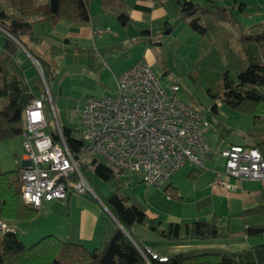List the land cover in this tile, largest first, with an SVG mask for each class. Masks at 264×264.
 <instances>
[{
	"label": "rangeland",
	"instance_id": "1",
	"mask_svg": "<svg viewBox=\"0 0 264 264\" xmlns=\"http://www.w3.org/2000/svg\"><path fill=\"white\" fill-rule=\"evenodd\" d=\"M210 1L197 0L205 7L210 6ZM240 2L244 3L242 8L239 7ZM214 3L230 8L234 18L240 23L238 29L246 33H251L250 30L264 24V0H214ZM111 13L112 20L104 21L102 26L105 30L99 34V40L108 47L99 51L91 45L75 50H53L47 55L51 73L46 78L42 77L35 66L24 65L32 92L38 95L45 90L44 78L53 97L56 118L51 109L45 106L48 128L55 127L57 119L61 127H70L73 133L81 138L82 126L76 106H81L85 96H112L115 93V81L110 70L116 72L122 69L128 60L141 59L149 65L167 91L170 83L177 82L180 88L176 97L208 119L205 137L213 149L218 151L231 143L246 144L257 139L247 134V129L253 124V116L250 113L233 109L224 102L217 105L216 111L213 110L212 99L207 95L205 85L191 77L190 72L197 61V40L200 33L189 25L184 18L185 13L176 9L170 20L172 27L160 24L150 37L141 35V29L135 21L123 24L122 19L113 16L116 15V10H111ZM200 20H203L202 16ZM221 23L228 25L226 22ZM257 30L260 31L261 28ZM252 34L258 32L254 31ZM218 101L219 99L215 101L216 104ZM21 140L22 136L19 134L0 141V165L4 170L17 169L15 158L22 152ZM94 157L103 162L100 155H95L86 157L80 165L94 192L79 194L68 190L72 207L70 217L76 208L82 205L81 198L99 202L103 206L102 201L116 192L129 196L128 202L134 203L146 213L147 220L144 223H135L131 232L141 246L147 244L146 246L149 245L158 253L172 255L204 246L240 249L264 243V230L247 234L244 229L249 223L264 225V207L255 213L237 215L244 208L264 205V179L247 180L222 175L233 187L213 186L210 185L213 165L210 160H204L205 164L203 168H199L196 176H188L193 165L187 161L167 181L157 185L143 181L139 172L122 171L115 173L112 179L104 180L92 168L91 160ZM217 165L219 170L222 163ZM194 173H197V170H194ZM168 183L178 188L179 198L171 197L170 192L164 190ZM68 196L59 199L62 202L52 208L48 207V202L44 203L33 218L20 220L22 229L17 232L20 240L29 245L41 236L50 234L52 230L65 227L69 221L66 214ZM213 212L217 215L216 222L220 234L206 239H190L188 242H197L199 245L176 247L173 246L175 240L157 233V230L166 229L170 222L183 224L195 219L211 220ZM151 225L155 226L156 230Z\"/></svg>",
	"mask_w": 264,
	"mask_h": 264
},
{
	"label": "trees",
	"instance_id": "2",
	"mask_svg": "<svg viewBox=\"0 0 264 264\" xmlns=\"http://www.w3.org/2000/svg\"><path fill=\"white\" fill-rule=\"evenodd\" d=\"M89 1L0 0V26L13 36L7 37L0 52V141L21 134L25 123L24 108L35 96L27 84L22 67L14 58L20 44L26 47L22 36L31 33L33 21L56 22L61 18L88 21ZM101 2L117 10L118 17H125L127 0ZM179 3L180 10L185 13L184 18L200 33L197 61L190 72L191 77L205 85L206 93L212 99L213 110L216 111L215 101L219 99L229 107L253 116V124L247 129V134L257 139L243 145L256 146L264 157V24L246 33L238 29L240 23L230 8L224 5L212 2L205 7L191 0ZM243 6L244 3L240 2L239 7ZM190 10L194 12L187 15L186 12ZM32 14L36 17L31 19ZM200 16L203 20H200ZM259 28L260 31L257 30ZM254 31L258 34L253 35ZM31 54L38 60L46 78L51 73L48 62ZM61 129L69 149L77 154L82 139L70 127L63 126ZM91 163L94 172L104 180L114 177L115 173L105 163L96 158H92ZM193 171L188 175L192 176ZM20 184L18 168H0V217L5 220L31 219L37 214L38 208L22 200ZM164 190L169 191L171 197H180L178 190L170 183L166 184ZM128 200L129 196L114 192L102 201L122 227L115 228L109 238L98 246L88 249L80 242L63 240L51 233L26 245L14 230L6 231L0 236V264H264V243L240 249L193 247L167 255L166 260L150 258L149 263L140 251L145 248L131 232L133 224L144 223L147 215ZM263 207L246 208L242 214L255 213L263 210ZM216 220L214 215L211 220H191L183 224L170 222L166 229L157 230V233L175 241L216 237L220 234ZM151 227L156 230L155 226Z\"/></svg>",
	"mask_w": 264,
	"mask_h": 264
},
{
	"label": "built area",
	"instance_id": "3",
	"mask_svg": "<svg viewBox=\"0 0 264 264\" xmlns=\"http://www.w3.org/2000/svg\"><path fill=\"white\" fill-rule=\"evenodd\" d=\"M37 69L44 77L38 63ZM43 80L45 90L33 96L24 108L22 152L15 159L21 198L35 208L45 201L64 199L68 190L93 193L80 169L88 156L100 155L114 173L139 172L143 181L157 185L187 161L203 168L204 160L213 153L205 137L208 119L176 97L180 88L177 82L170 83L167 91L142 60L115 77L114 95L85 96L81 106H76L82 126L77 154L69 149L57 119L55 127L48 128L45 106L56 115L53 97ZM217 154L223 162L215 170L212 185L232 188L222 175L264 178V157L256 146L228 144ZM12 230L0 217V235ZM144 248L140 251L149 263L150 258L167 259V255Z\"/></svg>",
	"mask_w": 264,
	"mask_h": 264
},
{
	"label": "crops",
	"instance_id": "4",
	"mask_svg": "<svg viewBox=\"0 0 264 264\" xmlns=\"http://www.w3.org/2000/svg\"><path fill=\"white\" fill-rule=\"evenodd\" d=\"M45 1L46 0H35V2H45ZM191 1L198 3L197 0H191ZM211 1L214 2V0ZM211 1L210 3H212ZM179 2L181 1L180 0H127V4L125 8V17H118L117 10H116V15L114 14L113 16L115 17L117 16L119 19H122L123 24L128 23L130 21H135L139 25L138 28L141 29V35L150 37L153 34L152 32L155 30V28H159L160 24H164L170 28L172 27L170 22L172 13H175L176 9L181 11ZM113 9L114 8L112 7L104 5L101 2V0H90L88 3V11H89L88 21H71V20H66L64 18H61L56 22H51L49 20L33 21L31 33L24 34L22 36V39L25 42L26 47L23 44H20V48L16 50L14 54L15 61L22 67L25 75L24 65H31L37 68L38 60L31 54V52L36 56L49 62L48 60L49 56L47 55L49 52L53 50L65 51L68 48H72L75 50L77 48H82L85 45L86 46L91 45L92 47H94L96 51H99L101 48L108 47L106 46V44H104L99 40L100 37L99 34L103 33L105 30L103 27L104 21L112 20L113 17L111 10ZM102 15H104V17ZM39 16L40 15H37V17ZM33 17H36V15L35 14L30 15L31 19ZM100 28L103 29V31L101 32L98 31V29ZM7 37H13V36L0 26V52L3 51V45ZM137 61H141V59L128 60V62H126L123 68L116 72L110 70L114 81H115V77L120 72L127 69L129 66H131L133 63ZM25 79H26V75H25ZM27 84L29 86L28 81ZM29 88L32 92L30 86ZM212 150H213L212 155H210V157L205 160H210L213 165L212 166L213 169L212 178H213L215 170L219 168L217 164L219 162L222 163L223 158L217 154V150L213 148ZM0 167L2 170H4V168L1 165ZM191 170H197V173H193L191 177H194L199 173L198 171L199 168L196 169V167L194 166L189 170V172ZM247 180H261V179H247ZM175 188L178 190L177 187ZM69 199L70 197L68 196V201H67L68 207L66 212L68 216L71 213V209H72L71 201H69ZM80 200L82 202L81 203L82 205L79 206V208H76V211L73 212L72 217L69 216V221L67 222V225L65 227H62L60 230H52L51 233H53L54 235H56L57 237L63 240L80 242L86 248L92 249L98 246L101 242L107 240L109 236L112 234V232L115 230V228H117L118 226L120 227L122 226L111 215V213L108 212L107 208L104 205L102 206L99 202L97 203L91 202L84 198H81ZM47 202L49 204L48 207L52 208V206H56L57 203H61L62 201L53 199V201L52 200L45 201L44 203ZM259 205H263V204H259ZM247 208H251V207H247ZM243 210L240 213H237V215H245L242 214ZM214 215L217 217L215 212H213V217ZM6 220L8 225L16 233L20 231V229H22L21 227L22 223L20 222V220L18 219H6ZM195 220H201V219H195ZM247 225L260 227V224H254V223H249ZM261 226L264 227V225ZM246 227L244 228L245 232H246ZM132 228L133 226L131 227V229ZM189 240L190 239L176 241L173 244V246L188 247L194 244L199 245V243L197 242L188 243ZM146 245L144 244L143 247L151 248L149 245L148 246ZM151 249L156 251L153 248ZM156 252L158 253V251ZM159 254L168 255L166 253H159Z\"/></svg>",
	"mask_w": 264,
	"mask_h": 264
},
{
	"label": "water",
	"instance_id": "5",
	"mask_svg": "<svg viewBox=\"0 0 264 264\" xmlns=\"http://www.w3.org/2000/svg\"><path fill=\"white\" fill-rule=\"evenodd\" d=\"M193 10L187 11L186 14L190 15L191 13H193ZM264 227L260 226V227H255V226H247L246 227V233L247 234H252V233H256V232H260L263 231ZM126 233L128 234V232L126 231Z\"/></svg>",
	"mask_w": 264,
	"mask_h": 264
}]
</instances>
